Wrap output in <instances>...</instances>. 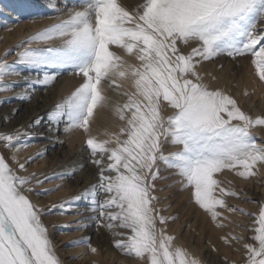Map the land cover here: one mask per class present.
Wrapping results in <instances>:
<instances>
[{"label": "snow or ice", "instance_id": "1", "mask_svg": "<svg viewBox=\"0 0 264 264\" xmlns=\"http://www.w3.org/2000/svg\"><path fill=\"white\" fill-rule=\"evenodd\" d=\"M53 10L56 16L41 18L54 23L0 57V93L18 86L5 83L8 77H21L18 100L30 102L37 86H55L65 73L80 79L48 114L49 131L61 126L65 133L82 130L99 179L52 208L59 207L56 214L64 215L83 202L97 214L98 227L121 237L115 247L144 264H202L168 234L169 217L156 207V182L167 178L160 175L161 164L173 170L181 190L190 191L218 228L228 219L224 211L250 215L228 205L225 197L239 194L222 186L217 175L225 170L243 180L259 175L264 144L252 133L264 128V116L254 118L233 95L205 83L199 68L222 56L250 58L255 76L264 83V0H140L131 8L123 0H73L71 8L65 3ZM9 55L18 58L15 63H8ZM109 90L123 101H114ZM6 102L11 101H0ZM102 109L121 123L117 131L104 130L100 139L91 129ZM165 109L172 114L165 117ZM40 124L37 119L28 128ZM33 136L23 128L0 132V144L13 153L16 165L11 167L0 154V264H63L42 220L50 213L30 195L36 186L74 179L82 167L43 178L29 173L27 165L46 156L37 152L24 161L19 158L34 146ZM165 145L176 150L166 155ZM79 223L77 231L88 226ZM255 224L253 243L243 244L246 264H264V205ZM231 239L240 243L243 237ZM80 246L98 253L90 238L73 241L72 247Z\"/></svg>", "mask_w": 264, "mask_h": 264}, {"label": "rangeland", "instance_id": "2", "mask_svg": "<svg viewBox=\"0 0 264 264\" xmlns=\"http://www.w3.org/2000/svg\"><path fill=\"white\" fill-rule=\"evenodd\" d=\"M68 1L69 0H53L50 3H55V7H63L65 5L62 3H67V7L71 8L73 1L71 0L69 3ZM24 2H26V6L21 5L23 3L21 0H0V31H6L7 34H11L12 37H17L19 33L22 34L14 44H8L2 49L0 57H3L6 51L15 50L21 42L27 40L29 37L55 22L53 19L41 18L56 16L58 14L54 10L46 8L48 1L24 0ZM128 4L133 7L130 2ZM47 46L48 45L45 44L30 45V47L33 48H43ZM20 50L22 51L23 49ZM17 59L18 58L15 55H9L8 63H15ZM248 60H250V58H238L237 60H232L227 56H222L214 61L207 62L208 64L213 65L216 64L217 61H220L224 63L223 65L225 66L222 67V69L224 68L227 75L235 73L238 76L242 74V66H240V64L236 65V63ZM213 68L215 70L216 67L214 66ZM66 74L67 73L60 77L69 75ZM15 80H17L16 77H8L5 83ZM78 85H76V87ZM51 87L52 86L48 88ZM75 88L64 94L62 99L74 91ZM9 97V92L0 93V100L2 101H5V99ZM13 102L15 101H12V103ZM3 105L4 103H0V109ZM26 111L28 113L29 109H26ZM21 122L22 119L17 120L10 128L14 126L18 127L21 125ZM1 128L2 127L0 126V129ZM252 134L257 143L264 144V135L261 134V131H255L253 129ZM39 143L40 142H37V144L34 143L35 145L31 147L29 151L25 150V156L29 158L33 157L31 153L39 146ZM171 147L172 146L168 145L167 149H165L166 155L169 154L168 149ZM1 150H3L5 158L9 153L12 154V152L8 151L5 147ZM175 150L176 149L174 148L171 151ZM8 159L9 156H7V162ZM47 162L48 161L45 157L43 159H36L27 165L28 172L36 174L41 173L46 168ZM10 166L13 168L16 167V165L12 166L11 163ZM160 169L161 177H167L166 179H160L156 182V188L159 189L158 191L160 192L158 197L160 200L166 201L164 206L167 210L164 214L166 217H175L176 219L173 220V223L178 222L181 217H185L180 229L181 239L185 244H191V248H194L196 252L199 253L198 259L202 264H246L243 244L253 243L251 237L254 235V231H252V229L258 226L255 224V217L259 215L261 206L264 205V167L263 172H259V180L254 178L252 181H246L243 185L236 181L235 184H231L226 179L223 178L221 180L217 177L221 181L222 186L232 189L239 194V198L225 197L228 205L230 207L243 209L246 213L250 214L241 215L239 213L226 212L223 209L220 210L224 211V216L228 217V219L222 221L225 226L221 228L223 239L225 237L229 239V243H227L228 247L224 246L227 247L226 251L222 248L219 249V242L213 241L217 232L210 224L209 219L205 217L202 209L193 202L191 196L187 195L189 192L181 190L182 186L178 183L179 178L175 176L174 171L171 169L166 170L165 166L162 164L160 165ZM97 176H99V173ZM39 177L41 178V176ZM61 184L63 187L59 191L54 192L51 195H43L46 189L56 188L57 185ZM35 193H40V195ZM70 193L71 190L65 183V180H56L52 183H45L36 186L33 190V194L30 195V199H32V197L36 199L38 204L43 207V210L50 213L48 215H43L42 220L49 229L51 238L56 245L57 253L63 264H90V261L92 264H119L120 261L116 258L115 253L111 252L109 254L108 252H104L100 258L91 259L93 254L87 246H80L77 249H75L76 247H72L73 241L82 240L85 233V229L82 231L76 230L81 227L79 222L83 221L82 215L80 213L78 214L77 207L68 209L67 213L64 215L56 214L60 211L59 207L52 208L53 205L58 206L61 202L65 201ZM101 197H103V195H101ZM231 236H241L243 237V240L238 243L235 240H232ZM208 255H210V258L208 257L209 259L207 260L206 257ZM212 255L214 256V259H212ZM74 257H79V259H74ZM133 259L134 258H132V260Z\"/></svg>", "mask_w": 264, "mask_h": 264}, {"label": "bare ground", "instance_id": "3", "mask_svg": "<svg viewBox=\"0 0 264 264\" xmlns=\"http://www.w3.org/2000/svg\"><path fill=\"white\" fill-rule=\"evenodd\" d=\"M21 1L23 2L21 4L22 6L27 5L24 0ZM42 1H48L46 8L50 10H53V7L56 6L54 5L55 3H50L53 0ZM127 1L128 3L130 2L133 6L140 2V0H123V3H125L130 8L131 6L127 3ZM62 4L65 5V3ZM64 7L65 6L59 8L63 9ZM21 36L22 34L19 33L17 37H12L11 34L8 35L6 31H0V52L8 44H14L16 40ZM185 51L187 52L188 50L185 49ZM223 64L224 63L220 61H217V63L213 65L208 64V62H204V64L200 66L199 71L202 73V75H204L205 83H209L211 87L223 89L227 93L233 95L240 103L242 109L254 118L256 116H264V83L259 81L258 77L255 76V70L251 64V60L240 61L236 63V65L240 64V66H242V74L238 76L235 73L227 75L224 68L222 69V67L225 66ZM214 66L216 67L215 70L213 68ZM25 75H27V73H25ZM214 77L215 79H213ZM16 78L17 80L11 81L9 82V84L14 83L18 86L13 92H9L10 97L5 99V101L11 102L4 103L5 106H1L0 109V126L2 127L0 129V132H13L17 128H23L34 133V143H40L39 146L35 150H33L31 154L32 156H35L37 152H45V158L48 161L46 168L41 173L37 174L38 177L41 176V178H43L44 176H52L63 171L81 169L82 167V170H79L74 179L65 180V183L71 190V193L68 195L66 200H70L71 198L78 196L86 188H89L91 185L97 183V179L99 177L97 175L99 173V170L91 162L89 150L86 146L87 137L83 133V131L77 130L71 133H65L63 131V126H61L58 131H49L50 125L48 123L47 117L48 114L54 109V107L62 100V96L68 91L74 89L76 85L80 83V79L78 77L67 75L65 77H58L55 86H52L51 88L37 86L34 93H32V99L29 102L26 100L22 101L15 99L16 95L22 91L19 85H22L24 83L21 77ZM245 92L250 93V95H244ZM107 94L114 101H123L122 97L116 95V93L111 90H109ZM12 101L15 102L12 103ZM26 109H29L28 113ZM171 114V109H165L163 111V115L165 117ZM20 119H22L21 125H19L18 127L14 126L10 128L14 122ZM37 119H40L41 121L40 126L34 129H29L28 125L32 124V122ZM120 123L121 122L115 119V117L109 110H99L95 114V120L92 124V134L99 137L100 139H103L104 137L102 133L104 130L117 131ZM254 130L261 131V134L264 135V128H256ZM3 147V144H0V154L4 155L3 150H1ZM167 147L168 145H165V149H167ZM173 149V147L168 149V153L172 152L171 150ZM29 150L30 148L27 149V151ZM12 155L13 153H9L8 155H6V159L7 156H9L8 163H11L12 166H14L15 164L11 160ZM26 157L27 156H25V151L19 153V158L21 159V161L29 158ZM260 171L263 172V167H261ZM217 177H219L221 180L224 178L231 184H235L236 181L242 185L246 181H252L254 178L259 180L260 178L258 175L249 180H243L238 178L234 173L227 170H225L223 173L218 174ZM258 180L257 182L259 183ZM158 190L159 189L156 188L155 195L157 196H159L160 193ZM188 192L189 193L187 195L190 196V191ZM103 198L104 197H101L100 199L102 200ZM32 201L39 207H41V205H39L37 200L33 197ZM165 203V200H160L159 198V202L156 204V207L160 211V214L166 217V215L164 214L167 210V208L164 206ZM41 208L43 209V207ZM77 210L78 213L82 215L83 222L88 225L86 228H84L85 233L82 240L85 238H90L92 246L98 249V253L93 254V257L91 259L100 258L104 252H108L109 254L112 252L116 254V258L118 259V261H120L119 264H144V262L139 259L132 260V258L123 255L121 251H119L115 247V240L120 239L121 237H114L112 233L108 232L105 228L98 227L96 220L93 219V217H95L97 214L89 211L84 206L83 202L80 203V207H77ZM204 214L205 217L209 219L210 224L212 225L214 230L217 232V235L214 236L213 241L219 242V249L222 248L226 251L228 245L224 242V239L221 235V228H218L211 221L208 214H206L205 212ZM171 218L173 217L169 216V220L167 223L168 234L174 235L176 237V244L185 248L188 252H190L198 259L199 253L196 252L194 248H191V244H185L180 236V229L185 217H181V219H179V221L176 223H173V219ZM77 248L78 247H76L75 249ZM208 257L210 258V255L206 257L207 260L209 259ZM212 259H214L213 255ZM90 264H92L91 261Z\"/></svg>", "mask_w": 264, "mask_h": 264}]
</instances>
